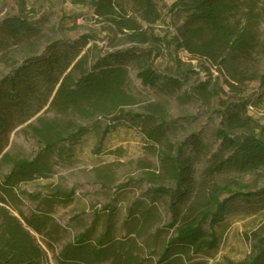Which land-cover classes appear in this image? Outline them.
Listing matches in <instances>:
<instances>
[{
	"label": "trees",
	"instance_id": "obj_1",
	"mask_svg": "<svg viewBox=\"0 0 264 264\" xmlns=\"http://www.w3.org/2000/svg\"><path fill=\"white\" fill-rule=\"evenodd\" d=\"M69 1L74 7L91 9L97 20L107 22L126 43L136 47L107 52L91 61L88 52H83L97 40L95 34L75 40L62 36L0 78V169H9L0 181V264H50L35 236L47 239L51 249L60 230L54 218L56 207L71 203L75 193L52 185L42 197L20 191L22 185L51 178L55 159L66 150L77 148L94 133L102 143L123 124L141 129L150 149L157 151L160 171L146 166L144 179L151 186L145 198L133 202L122 221L116 206L106 205L103 212L97 211L92 224L55 256V264H211L221 248L218 229L233 217L264 211V186L242 180L249 175L262 176L264 171V124L249 116V99L240 97L228 103L219 113L222 122L215 133L219 148L208 158L198 134L176 145L167 142L169 121L158 105L150 104L144 112L128 110L140 102L126 85L134 69L144 86L152 88L166 81L181 88L180 82L154 67L162 41L176 61L180 51L214 66L223 64L230 53L238 60H249L255 40L250 25L234 19L237 0H178L170 11L184 13L183 23L178 35L165 39L153 33L161 17L156 0ZM15 2L17 15L0 22L2 59L12 48L24 45L31 50L41 35L27 1ZM77 29L75 24L73 31ZM139 45L152 46L143 50ZM259 83L264 87V74ZM228 85L230 91L237 90ZM206 87L203 82L198 85L203 90ZM43 111L55 116L37 118L31 124ZM103 118L109 120L104 129L97 123ZM21 126H27L39 144L34 158H17L6 151L11 134ZM66 146L69 149L65 150ZM101 151L97 145L96 153ZM201 158L205 160L199 167ZM113 173L108 170L100 177L110 183ZM23 198L38 200V207L17 217L9 207L17 206ZM161 206L167 208L170 220L157 228L162 221ZM151 237L159 251L151 249ZM249 240L253 253L227 264H264V222Z\"/></svg>",
	"mask_w": 264,
	"mask_h": 264
},
{
	"label": "rangeland",
	"instance_id": "obj_2",
	"mask_svg": "<svg viewBox=\"0 0 264 264\" xmlns=\"http://www.w3.org/2000/svg\"><path fill=\"white\" fill-rule=\"evenodd\" d=\"M33 17L40 29L41 35L29 50L24 45L12 48L0 55V78L7 74L14 66L33 54L43 51L44 46L53 40L66 37L71 40L81 35L95 34L97 40L92 41L84 52H88L89 59L136 47L126 43L122 34L110 29L107 22L97 20L93 11L85 7H74L69 0H26ZM178 0H156L160 14V22L153 26V33L160 39L178 35L179 26L183 23L184 13L170 11V7ZM15 0H0V22L7 16H15L18 12ZM234 19L248 23L255 40L252 56L249 60L239 58L234 53L228 54L223 64L214 66L205 59L192 57L185 51H180L176 61L170 56L167 44L159 42V51L154 57V67L164 76H169L181 83V88H174L166 81L156 87L144 86L138 77L137 70L131 69L126 85L139 100L140 104L128 110L134 113L144 112L148 105H158L169 125L167 127V142L176 145L186 137L199 135L206 145V156L210 158L219 148L216 131L221 125L219 113L228 103L242 99L250 100L248 114L255 121L264 124V87L259 83L264 74V0H237ZM75 24L78 29L73 31ZM147 27L144 25L143 27ZM150 46H141L143 50ZM3 55V56H4ZM180 62V63H178ZM209 70V71H207ZM206 83V89L198 88L200 83ZM228 82L236 86L235 92L230 91ZM55 115L53 112L43 111L37 118L49 120ZM80 124H87L80 119L70 116ZM104 129L108 119L97 122ZM102 151L96 153V146ZM162 148V147H161ZM39 144L27 126H21L11 134L10 143L6 151L17 158H34L39 151ZM69 149L66 146L65 150ZM72 150V149H71ZM66 152L61 158L55 159L54 173L49 179H40L31 184L22 185L20 191L28 194L48 195V187L61 186L66 190H73L75 197L69 204L59 205L54 212V218L59 223L60 230L53 239L51 249L47 246V239L35 236L38 243L48 254L50 264H55V256L71 242L75 236L92 224L94 214L102 211L104 206L112 205L118 208L119 219L126 216L127 208L137 199L145 198L144 193L151 185L145 181L146 166H152V171L159 170L160 161L156 150H151L149 143L140 128L133 129L123 124L100 143L98 134L85 137L80 145L72 152ZM189 155V152H188ZM205 159L199 161L202 166ZM202 162V163H201ZM113 170V180L106 183L100 176L105 171ZM9 171L8 166L0 169V181ZM160 171V170H159ZM161 173V172H160ZM245 182H253L257 186H264V171L261 175H249L243 178ZM38 200L31 201L23 198L17 206L9 207L20 217L37 210ZM162 221L156 225L163 227L169 222L167 208L160 207ZM103 212V211H102ZM264 222V211L255 216L233 217L218 231L222 234L220 250L211 264H227L226 261L240 262L253 253L251 233ZM52 243V241H51ZM151 249L159 251V244L154 238L149 239ZM149 253V250H147Z\"/></svg>",
	"mask_w": 264,
	"mask_h": 264
}]
</instances>
